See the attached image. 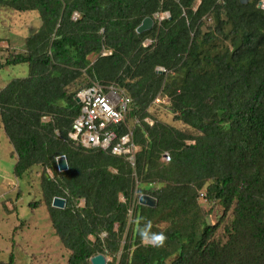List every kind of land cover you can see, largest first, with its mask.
<instances>
[{"label":"trees","instance_id":"16d2710c","mask_svg":"<svg viewBox=\"0 0 264 264\" xmlns=\"http://www.w3.org/2000/svg\"><path fill=\"white\" fill-rule=\"evenodd\" d=\"M260 1L0 0L38 25L23 51L0 55V70L28 65L26 77L0 90V129L12 145L17 178L42 169L43 200L33 207L47 208L70 253L67 264L119 253L118 264H264ZM162 13L168 16L155 18ZM147 17L154 18L153 29L138 34ZM93 82L115 85L132 100L118 133L138 120L131 127L135 167L69 137L81 113L77 94ZM158 96L169 99L175 121L195 132L147 122ZM60 156L68 160L66 172L58 170ZM136 188L157 206L138 204ZM55 197L67 201L65 209L52 206ZM201 197L223 208L218 223L207 219ZM231 211L224 243L215 236ZM160 223L168 227L160 230ZM146 238L156 243L147 245Z\"/></svg>","mask_w":264,"mask_h":264},{"label":"rangeland","instance_id":"374dc122","mask_svg":"<svg viewBox=\"0 0 264 264\" xmlns=\"http://www.w3.org/2000/svg\"><path fill=\"white\" fill-rule=\"evenodd\" d=\"M166 16H168L167 13H162L157 14L155 18L163 20ZM207 23L209 24L210 20ZM207 23L203 27L205 32L207 31ZM35 26H38L35 18L28 14L13 13L0 6V48L3 49L0 52L1 57L6 59L15 50L23 51L24 39L31 28ZM151 43V39L145 42L146 45ZM95 59L96 57H91V60L94 61ZM27 75V64L5 67L0 70V90L13 79ZM89 81V78L85 79V82ZM149 112L151 118L146 121L150 124L159 121L190 133L195 132L182 122L175 121L174 115L167 105L154 104L150 107ZM48 120L49 118L44 119V121ZM137 121V119L129 120V128L132 129L131 127ZM12 151L13 148L8 137L4 130L0 129V194H3L0 196V264L10 263L11 258L14 260L13 264H67L70 253L56 235L47 208L43 203L33 207L35 202L43 200L40 189L42 169L33 167L22 178L15 177L16 157L12 156ZM47 173L50 176L53 175L49 170ZM136 183L138 185V180ZM140 193L138 190L137 195L139 196ZM121 199L124 200L123 197ZM4 201L8 202L9 211L5 210ZM200 203L209 222L211 224L218 223L223 216V208L220 205H212L204 197H201ZM79 205L83 206L84 202L81 201ZM232 219L231 211L225 216L216 233L215 238L217 240L224 243L227 241L228 236L225 231ZM167 227V223L157 225L160 230ZM144 243L154 245L156 240L146 238ZM120 255L121 253L107 254V263L118 264Z\"/></svg>","mask_w":264,"mask_h":264},{"label":"built area","instance_id":"2783aa9c","mask_svg":"<svg viewBox=\"0 0 264 264\" xmlns=\"http://www.w3.org/2000/svg\"><path fill=\"white\" fill-rule=\"evenodd\" d=\"M259 7L264 10V0L259 2ZM77 16L78 14L74 15L75 18ZM106 54L108 53L104 52ZM159 71L165 70L159 68ZM76 98L80 101L81 113L74 120L69 137L87 149L110 151L115 156L125 157L135 167L138 148L133 131L129 129L125 134L118 133V126L127 124L131 98L117 86H104L99 82H93L90 87L78 92ZM154 104L168 105L169 99L158 96L152 105ZM143 195L135 193L138 204Z\"/></svg>","mask_w":264,"mask_h":264},{"label":"water","instance_id":"95a60500","mask_svg":"<svg viewBox=\"0 0 264 264\" xmlns=\"http://www.w3.org/2000/svg\"><path fill=\"white\" fill-rule=\"evenodd\" d=\"M251 0H240L242 4H246ZM155 25L154 18L147 17L143 20L141 25L137 28V33L142 34L153 29ZM79 103V99L77 98ZM57 167L59 172H66L69 170V164L66 156H60L57 159ZM67 201L64 198L55 197L52 202V206L57 209H65ZM140 204L146 207L155 208L157 206V199L149 196L143 195L140 199ZM91 264H107V259L103 254H99L91 258Z\"/></svg>","mask_w":264,"mask_h":264},{"label":"crops","instance_id":"0c3cea01","mask_svg":"<svg viewBox=\"0 0 264 264\" xmlns=\"http://www.w3.org/2000/svg\"><path fill=\"white\" fill-rule=\"evenodd\" d=\"M15 175V174H14ZM16 177V176H15ZM11 182V181H10ZM11 184L13 185V183L11 182ZM3 194L1 193L0 196H2ZM2 198V197H1ZM19 198V197H18ZM5 203L3 204L4 205V208L5 210L9 211L8 209V202L4 201ZM13 210H14V207L12 206Z\"/></svg>","mask_w":264,"mask_h":264},{"label":"clouds","instance_id":"9594fccd","mask_svg":"<svg viewBox=\"0 0 264 264\" xmlns=\"http://www.w3.org/2000/svg\"><path fill=\"white\" fill-rule=\"evenodd\" d=\"M161 69H163V70H165L164 68H161ZM158 70V72L159 73H164V72H166V71H159V68L157 69ZM77 99V98H76ZM144 195H148V194H144ZM150 196V195H149ZM153 197V196H152ZM159 239H163V237L161 236V237H159ZM108 264V263H107Z\"/></svg>","mask_w":264,"mask_h":264}]
</instances>
